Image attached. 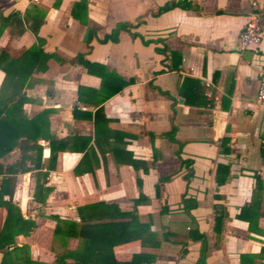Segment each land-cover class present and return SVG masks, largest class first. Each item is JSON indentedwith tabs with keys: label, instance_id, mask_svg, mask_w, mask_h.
I'll return each mask as SVG.
<instances>
[{
	"label": "crops",
	"instance_id": "obj_1",
	"mask_svg": "<svg viewBox=\"0 0 264 264\" xmlns=\"http://www.w3.org/2000/svg\"><path fill=\"white\" fill-rule=\"evenodd\" d=\"M78 1L0 0L3 16L16 11L29 21L43 15L37 36L44 40V52L66 60L83 53L107 75L130 81L98 104L100 78L76 62L49 58L44 71L34 70L23 81L6 77L5 62L1 63L0 103L19 92L22 113L30 119L44 112L38 121L48 134L71 138L69 143L77 147L88 139V150L58 151L50 169L49 144L38 139V168L27 160L29 171L11 176V202L23 218L35 223L28 235L14 236L15 245L27 246L29 264H53L60 254L72 263L69 255L83 249L88 233L63 230L54 235L51 217L57 216L77 228L105 224L89 233L99 244L85 249L111 250L117 263L140 255L131 264H194L200 241L185 239L191 223L182 209L184 194L195 200L189 214L205 237L206 264H264V113L256 100L258 71L264 66V0H173L189 5L157 16L151 13L172 0H86V25L71 14ZM256 11L262 18V38L257 47L245 51L249 56L238 52L237 36ZM76 14L82 15L80 7ZM138 21L130 32L144 40L160 39L164 55L154 51L161 43L144 45L124 31L117 42L92 40L86 51L87 26L98 27L96 36L102 38L118 22ZM34 42L27 29L15 35L6 26L0 33V51L8 59H18ZM183 78L199 80L209 89V103L186 104L192 85L180 88ZM78 86L84 87L79 100ZM97 106L102 116L94 124ZM172 124L176 142L163 135ZM19 157L20 151L13 148L0 157V167ZM180 159L190 164L183 166ZM38 171L45 173L42 203L32 197ZM188 171L192 175L185 180ZM93 204L97 207L82 211L91 220H80L77 207ZM5 215L0 206V230ZM131 216L136 223L122 234L130 237L109 249L108 243L120 233L111 224L130 223ZM142 229L154 236L148 243L156 240L158 246L140 245L133 233Z\"/></svg>",
	"mask_w": 264,
	"mask_h": 264
},
{
	"label": "trees",
	"instance_id": "obj_2",
	"mask_svg": "<svg viewBox=\"0 0 264 264\" xmlns=\"http://www.w3.org/2000/svg\"><path fill=\"white\" fill-rule=\"evenodd\" d=\"M189 3H184L183 1H168L163 5L157 7L155 12H152V16H157L164 11L172 9L174 7H186ZM79 7L82 9V15L78 16L76 14L77 9ZM86 0H79L74 3L71 9V14L76 19L79 20L81 24L86 25ZM43 15L39 14L35 17H32L29 21L25 20L24 15H21L19 12H12L6 16L0 14V33L3 28L6 26L10 27L12 34H20L25 29L29 30L35 38V42L26 49L18 59H8L6 53L1 50L0 51V68L1 63L4 61L2 68L6 77H13L19 81H23L32 71H44L46 69V61L49 58L56 60L59 63L67 62L74 63L76 62L81 67H83L87 73L94 74L100 78V90L97 97V102L100 104L109 96L115 94L120 91L124 86L129 84L130 81L121 80L118 78L111 77L107 75L102 66L91 63L84 59V54L79 53L73 59H62L54 53H46L42 50V45L44 40L37 36V30L42 23ZM24 23L26 25H24ZM138 23L131 24L129 22H118L115 26L110 30L109 33L103 35L102 38H98L96 36V32L98 27L96 26H87L84 36L83 42L86 46V51L90 48V42L92 40H96L99 43H105L107 41L117 42L118 36L121 31L127 32L130 37H139L141 42L146 45L149 43H161V47H154V51L158 54H165V44L160 40H144L140 35L136 33L130 32L131 28H134ZM170 54H173L170 52ZM177 65H172V68H176ZM98 68L97 72L93 71V68ZM162 72V70L158 71ZM192 85L191 88V100L186 99V104L192 106H202L209 103V99H206L204 95V86L200 84L199 80L191 79V78H183L180 88L186 85ZM179 88V93L182 94L181 89ZM84 90V87H77V97L78 100L81 99V93ZM23 102V96L19 92H13L5 99H3L0 103V157L4 156L8 152H10L13 148H17L20 151V157L18 161H15L9 166L4 168L0 167V174H3L1 183H0V206H3L6 211L4 223L0 230V264H29L30 260L27 255V246L22 244L20 246L15 245L14 236L18 234H22L24 236L28 235L35 227V223L31 219L23 218L18 211V208L11 202V196L13 192V179L11 176H14L18 173H24L29 171L25 165V161L29 160L32 162L34 168H38L39 166V157L41 146L36 143L38 139H42L48 142L49 144V157L47 169H50L54 165V161L56 158V153L58 151H76L74 149L79 150H88V139H82V144L80 146H72L69 143L70 139H57L53 135L48 134L46 128L39 123L40 117L44 114V112L39 113L34 118L27 119L26 116L21 111V104ZM102 109L101 106H97L94 111V124H97V117H101ZM176 127L172 124L170 130L164 133L163 135L172 142H176L174 139ZM77 141V140H76ZM178 147L180 144L178 143ZM33 154H29V153ZM89 154H87L88 156ZM176 155L179 156V148L176 150ZM181 165L188 166L190 164L189 160L180 159ZM92 169L90 168V172ZM77 173V170H74ZM192 175V172L188 171L184 175V179L188 180L189 176ZM45 177V173L38 171L35 175V185L33 189L32 197L36 202L42 203L44 197L42 196L43 188V179ZM217 182V181H216ZM6 195L7 200H2V197ZM181 203L183 211L190 217L191 227L188 229L185 234V239L188 240H198L200 241V249L198 253V257L194 264H206L205 262V252H206V243L205 237L202 233H199L194 219L190 216L189 210L195 206V200L192 198L185 197L184 194L181 196ZM90 207H97L96 204L88 205L85 207H77V213L80 220H91L89 217H84L82 211ZM121 217L124 213H118ZM55 221L54 227V235H59L63 230H66L69 234H77L81 232L87 231V239L84 242L83 249L78 252H74L69 255L73 262L66 263L64 261L66 254H60L56 256L53 264H131L135 259L139 258L140 255H132V258L129 262L126 263H117L112 260V252L96 250V252H90L85 248L89 249V246H93V244H99L94 239L93 236L89 235L94 229V227H101L105 224H86L82 225L79 228L76 227V224L69 221H64L59 219L57 216L51 217ZM219 220L216 218L215 226L216 230H218ZM135 224L136 220L133 216H131V222H119L112 223L111 225H117L120 228V233L118 235L117 240H113L108 243V248L111 249L113 245L126 242L130 237V233H127L125 236H122L125 229L128 230L132 225ZM140 228L143 226L139 225ZM137 226V227H139ZM88 229V230H87ZM143 230V229H142ZM126 231V230H125ZM133 233L134 238H138L140 245L145 246L146 244H151L150 246L156 247L159 242L154 240L151 243H148L150 238H154L153 235L146 232L144 230L142 233L138 232ZM186 241L182 242V245H185ZM184 252V250H182Z\"/></svg>",
	"mask_w": 264,
	"mask_h": 264
},
{
	"label": "built area",
	"instance_id": "obj_3",
	"mask_svg": "<svg viewBox=\"0 0 264 264\" xmlns=\"http://www.w3.org/2000/svg\"><path fill=\"white\" fill-rule=\"evenodd\" d=\"M251 5L256 6L255 2H251ZM261 14L256 11L248 15L245 24L238 33L237 36V50L239 53H243L252 48L257 47L260 44L262 38V25ZM208 86V83H206ZM205 96H210L209 89L204 91ZM256 100L261 106L264 113V66L258 71V82L256 89Z\"/></svg>",
	"mask_w": 264,
	"mask_h": 264
},
{
	"label": "water",
	"instance_id": "obj_4",
	"mask_svg": "<svg viewBox=\"0 0 264 264\" xmlns=\"http://www.w3.org/2000/svg\"><path fill=\"white\" fill-rule=\"evenodd\" d=\"M246 53L250 56V52H245V54ZM178 102L181 103V99H178Z\"/></svg>",
	"mask_w": 264,
	"mask_h": 264
}]
</instances>
